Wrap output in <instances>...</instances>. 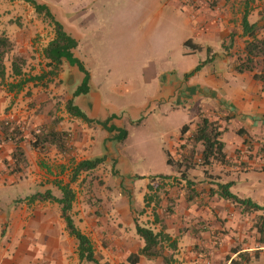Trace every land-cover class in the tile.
I'll list each match as a JSON object with an SVG mask.
<instances>
[{
	"label": "crops",
	"instance_id": "crops-1",
	"mask_svg": "<svg viewBox=\"0 0 264 264\" xmlns=\"http://www.w3.org/2000/svg\"><path fill=\"white\" fill-rule=\"evenodd\" d=\"M179 1L183 5L179 12L190 16V19H185L182 23L189 25L193 31V38L188 40L201 47L197 51L208 52L209 48L212 49L204 68L192 76L187 82L188 86L183 89L195 97L198 104L200 102L199 107H203L212 120H218L224 129L223 140L230 165L217 164L215 172L221 175L220 181H233L231 190L240 197L264 204V83L256 79L253 73L235 74L232 64L236 53L242 51L245 45V38L241 37L243 14L248 11L250 22L258 21L260 12L264 11L263 0L259 4L248 0L243 3L240 26L236 32L232 29L235 24L230 21L231 13L218 15V10L204 11L205 6L198 9L197 4L196 11L191 7L188 12L190 5L185 0ZM65 30L78 39L73 27L65 26ZM7 34L17 44L24 45L25 49L21 47L18 51L39 48L40 54L54 37L48 39L47 43L33 44L29 41L31 37L22 39L19 36L23 34L22 30L17 33L16 38L12 36V29H7ZM232 34L235 35L230 46ZM225 39L230 43L227 51H223L225 54L229 51V55L222 58L220 48ZM75 49L73 53L76 56ZM63 64L65 72V63ZM70 68L74 69L73 66ZM228 71L232 79L235 78L233 81L224 78ZM29 76L31 74L27 71V77ZM83 77L84 75H80V80ZM44 83L30 81L20 92L9 91L5 84L0 85V125L6 124L8 116L14 115L20 126L21 122L27 124L33 135V131L39 126L64 117L57 124L59 129L70 131L68 148L64 152L54 146L36 149L30 146L32 136L27 138L23 133L25 140L21 144L28 158L29 169L31 172L36 170L39 174H33L34 180L44 184L39 192L50 189L55 196L62 197L60 184H70L74 190V182L90 178L87 174L92 170H86L80 172L76 180H71L73 169L79 161L105 159L106 165L112 170L100 176L103 180L111 178L115 194H98L91 199L87 193L74 190L76 198L72 209L77 227L90 237L96 253L103 257V262L132 264L128 257L139 253L145 244L137 232L139 224L155 232L163 231L170 235L171 240L162 244V255H141L136 264H168L165 257H171L172 264H231L232 259L239 258L240 252L253 255L256 251L258 256L252 257L249 264H264V246L257 241L253 229L257 212L243 211L236 203L218 195L211 196L208 190L212 184H209V178L200 168L190 171L191 178L197 182L196 189L199 193L197 198L189 201L186 197L185 180L167 163V153L176 159L181 158V152L185 151L181 148L183 137L191 136L198 118L189 123L190 128L186 134L182 135L180 132L165 138L163 143L167 168L164 172H153L148 168L146 172L139 173L128 168V164L124 170V161L129 158L119 153L118 144L113 146L112 142L107 143L115 138V132L106 131L102 126L110 114L101 109L99 96L95 95L92 100L87 101L90 111L83 109L93 122H82L67 110L63 113L58 110L57 102L61 98L65 99L64 95L56 99L62 94L61 91L53 90L51 81V84ZM92 91L90 87L85 95L91 96ZM69 99H73L74 104L78 105L77 97H67L62 107H65ZM140 112L141 109H138L136 119H139ZM99 127L106 131L101 140L104 146L106 144L105 148L94 135ZM24 131L28 133L27 130ZM15 148V143L6 138L3 126L0 127V264H91L80 260L78 241L67 229L60 203L49 200L30 202V196L18 202L15 197L9 196L12 190L20 189V186L17 187V177L12 180L4 165L5 158L13 160ZM102 165L104 163H99L95 169ZM159 174L172 176L165 179L166 193H161L164 199L157 208L154 203L146 206L145 195L150 191L148 184ZM155 179L157 182L158 178ZM4 194L8 197V204L13 203L7 208L1 202ZM91 196L95 197L93 194ZM170 204L173 210L168 212L166 207Z\"/></svg>",
	"mask_w": 264,
	"mask_h": 264
},
{
	"label": "rangeland",
	"instance_id": "rangeland-1",
	"mask_svg": "<svg viewBox=\"0 0 264 264\" xmlns=\"http://www.w3.org/2000/svg\"><path fill=\"white\" fill-rule=\"evenodd\" d=\"M45 1L43 3L54 15L56 14L59 20L56 19L61 21L64 28L71 26L75 29L78 37L76 56L90 72L89 85L93 93L91 96L85 94L77 96V106L82 110L90 111L91 107L87 101L92 100L95 95L99 96L101 109L110 114L102 126L106 131L115 132V138L108 140L107 143L112 142L113 146L118 144L119 153L130 159L124 161V170L128 164V168H133L139 173L146 172L148 168L153 172H164L167 168L163 143L165 138L179 134L185 124L197 119L200 112H205L203 107H199L200 102L198 104L195 97L186 93L183 88L188 86V80L200 72L205 65L192 76L187 73L196 69L201 62L208 60L212 52L211 48L208 52H201L184 46V41L193 38L194 34L189 25L182 24L183 20L190 19V16H184L179 12L183 5L179 0ZM185 1L190 5L188 9L187 6L185 8L188 12L191 7L196 11L197 8L205 6L204 11L218 10V15L231 13L230 21L235 24L232 28L234 32L238 31L242 17L241 7L246 2V0ZM248 1L255 4L262 2V0ZM195 4L198 5L197 8ZM155 18L157 20H153ZM7 29H12L14 38L18 37L17 33L22 30L23 34L19 36L22 39L31 37L29 41L33 44L47 43L55 34L45 14L36 13L34 6L22 0H0V32L7 33ZM229 43L226 39L222 42L220 48L222 58L229 55V51L226 54L223 51V49L227 51ZM21 47L25 49L23 44L16 43L17 51ZM19 52L28 59L26 69L28 74H41L48 70L46 60L42 53L40 54L39 48ZM64 63L65 72L62 64L58 75L51 80L54 85L53 90L62 93L57 94L56 99L63 95L65 97L57 102L58 110L62 113L67 110V104L62 107L63 101L66 103L67 97H74L76 88L82 82L80 75H84L78 67L73 66L74 69H71L67 62ZM235 74L239 73L235 72ZM50 77L47 76L43 80L44 85L51 84ZM224 78L230 81L235 79L234 77L232 79L229 71ZM206 108L210 109L209 106ZM138 109H141V112L139 119H136ZM60 119L62 121L64 117ZM80 121L83 122L81 119ZM12 125L22 134L25 132V137L32 136L27 124L21 122L27 134L26 131L19 129L20 124L17 120L12 122ZM102 130L99 127L97 133L94 130L92 132H95L96 139L105 148L106 144L104 146L101 140L106 131ZM100 163L104 165L87 174L90 178L72 184L76 192L87 193L91 199L96 198L98 194H115L111 178L103 177L105 179L103 180L100 176L105 175L107 171L109 173L112 169L106 165L105 159ZM4 165L12 180L13 177H17V187L20 186L19 190H12L9 193V196L16 198L15 201L19 202L42 189L44 184L37 179L35 181L33 177V174L39 173H36V170L31 172L29 165L18 166L11 158H5ZM177 187L179 189L180 185L178 184ZM55 191L58 192L57 189ZM92 194L95 197L91 196ZM4 195V200L1 201L3 206L7 208L13 205L12 202L8 204V197ZM98 256L103 259L101 255Z\"/></svg>",
	"mask_w": 264,
	"mask_h": 264
},
{
	"label": "trees",
	"instance_id": "trees-1",
	"mask_svg": "<svg viewBox=\"0 0 264 264\" xmlns=\"http://www.w3.org/2000/svg\"><path fill=\"white\" fill-rule=\"evenodd\" d=\"M22 1L34 6L36 13L45 14L55 30L54 37L42 51L48 70L43 71L41 74L27 77V57L22 52L17 51L16 43L3 31L0 32V83L5 84L9 91L20 92L30 81H43L47 76H51L50 80L48 79L49 81L53 80L58 75L61 65L67 62L70 66L78 67L84 74L81 84L74 92V97L87 94L90 91V72L85 68L83 62L73 53V49L78 45L76 39L65 30L64 26L56 19L55 15L45 3L36 0ZM260 14V19L256 22H250L248 11L243 14L241 37L245 38V45L242 51L236 53L232 64L235 72L240 74L253 73L256 79L264 83V11L260 12ZM234 35L232 34L230 46L233 44ZM184 46L201 49L192 40L185 41ZM208 61L209 59L201 62L196 69L190 71L187 75H194ZM66 106L71 116L80 118L85 122L92 121L79 106L74 104L73 99H69ZM60 121V118H56L52 123L39 126L34 130L30 140L31 146L36 149L54 146L59 151L64 152L68 148L70 132L66 129L58 128L57 124ZM189 128L190 125L185 124L181 129L182 135L186 134ZM3 129L5 130L6 138L12 140L16 145L12 155L14 163L18 166L28 165V158L21 144L25 140L23 134L13 125L3 124ZM240 132L243 133V131ZM223 134L224 129L218 120H212L205 112H200L196 122V128L191 136L183 137L184 143L181 145V148L185 151L181 152V158L176 159L170 153H167V163L173 171L180 174L181 179L185 180L186 197L189 201L197 198L199 193L196 189L197 182L191 178L190 171L195 168H200L206 177L209 178V184H212L208 190L211 196L218 195L220 198L236 203L243 211H249L250 213L257 212L254 218L253 229L257 241L264 246V204H259L250 198L240 197L231 190L234 182L220 181L221 175L216 174L214 171L217 164L230 165V157L226 151ZM101 161L102 158L79 161L73 169L71 180H76L82 171L95 169ZM153 178V181L148 184L150 191L145 195V202L146 206H151L154 203L157 208L161 205L162 199H164L161 193H166L164 189L165 179L172 178V176L159 174ZM155 178H158L157 182H155ZM59 189L62 192V197L55 196L48 189L44 192L32 194L29 200L30 202L49 200L60 203L67 223V229L78 241L80 260L91 264H108L107 262H103L97 255L90 237L77 227L72 217L73 203L76 198L75 191L70 184H60ZM168 199L170 200V197ZM166 210L168 212L172 211V204L168 205ZM137 232L144 239L145 244L139 253L131 254L128 257V261L132 264L138 263L141 255L146 257L162 255V244L171 240L169 234L163 231L155 232L153 229L139 224L137 225ZM170 246L173 247L175 245ZM256 256H258V251L253 255L249 252H240L239 258L232 259L231 264H249L252 257ZM164 260L166 263L172 264L171 257H165Z\"/></svg>",
	"mask_w": 264,
	"mask_h": 264
},
{
	"label": "built area",
	"instance_id": "built-area-1",
	"mask_svg": "<svg viewBox=\"0 0 264 264\" xmlns=\"http://www.w3.org/2000/svg\"><path fill=\"white\" fill-rule=\"evenodd\" d=\"M16 120H17V118L14 115H10V116H8V118L5 121V123L7 125H12V122H14ZM19 129L24 132V127L22 125L21 126L19 125Z\"/></svg>",
	"mask_w": 264,
	"mask_h": 264
}]
</instances>
